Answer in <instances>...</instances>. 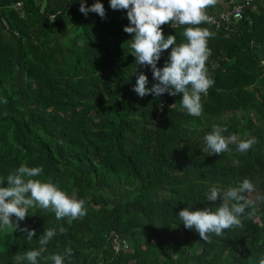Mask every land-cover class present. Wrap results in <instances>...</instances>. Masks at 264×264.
<instances>
[{"label":"trees","instance_id":"trees-1","mask_svg":"<svg viewBox=\"0 0 264 264\" xmlns=\"http://www.w3.org/2000/svg\"><path fill=\"white\" fill-rule=\"evenodd\" d=\"M228 1L217 0L207 14L226 9ZM85 2L91 7L97 0ZM99 2L106 19L96 13L85 17L81 0H0V187L8 186L7 176L21 165L42 167L34 179L85 200L87 208L85 217L71 223L38 205L30 209L20 228L34 229L36 237L28 241L20 231L0 230V264H17L15 255L38 250L46 229L57 235L38 264H52L44 257L64 255L67 248L72 255L65 264H259L264 0L248 5L237 23L199 25L213 34L207 68L215 82L201 96L200 117L182 108V94L141 98L132 91L136 71L148 76L149 88L156 81L150 67L139 66L131 55L126 10H112L110 0ZM186 27L162 26L165 38L176 35L177 45L187 42ZM214 126L227 129L225 138L237 137L230 152L217 156L204 150V136ZM252 138L251 149L237 150L240 141ZM244 179L254 190L244 193L249 207L243 227L213 235L211 243L184 227L181 210L216 211L222 200L208 201L210 188L238 187ZM115 238L128 247L116 252Z\"/></svg>","mask_w":264,"mask_h":264},{"label":"clouds","instance_id":"clouds-1","mask_svg":"<svg viewBox=\"0 0 264 264\" xmlns=\"http://www.w3.org/2000/svg\"><path fill=\"white\" fill-rule=\"evenodd\" d=\"M216 3L217 0H110L112 10H126L130 26L124 27V32L133 37L131 55L135 57L139 66L150 67L156 81L149 88L148 76L136 71L134 75L137 79L132 88L133 92L141 98L148 95L161 97L165 93L171 96L182 94L180 103L187 114L194 117L202 115L201 96L207 95L215 82L210 78L207 68L211 55L207 41L213 34L199 25L211 22L207 9ZM79 11L85 17L89 13H96L102 19H106V9L99 0L91 7L86 5L85 0H81ZM169 24L187 25L183 32L187 42L177 45L176 35H168L165 38L162 26ZM169 49L171 52L164 66L158 67L162 55ZM224 131L227 129L214 126L212 131L204 136L206 143L204 150H210L217 156L230 152L229 144L236 142L237 137L233 135L225 138L222 135ZM255 142L254 138L242 140L238 143L237 150L245 153ZM235 163L239 164V161ZM42 173V167L21 165L7 176L8 186L0 187V230L20 231L28 241H31L36 237V231L27 227L20 228V222L24 221L29 215V210L37 205L54 212L57 220L67 218L69 223L87 215L85 200L70 197L50 181L34 179ZM253 190L254 185L248 179H244L238 187L226 190L213 186L207 194V200L211 202L222 200L216 211L210 208L196 211L186 208L179 212V219L186 229H194L204 242L211 243L213 235L223 236L225 230L243 227L241 217L249 207V201L244 193ZM252 214H248L249 219ZM13 217L16 218L15 221ZM63 231L60 229L61 233ZM56 235L55 230L46 229L39 236L38 250H28L23 256L17 254L12 259L17 264L24 260L29 264H38V258L42 257L45 246ZM71 255L72 250L67 248L64 255L52 254L44 259L51 261L52 264H65V258ZM259 264H264V258L259 260Z\"/></svg>","mask_w":264,"mask_h":264},{"label":"built area","instance_id":"built-area-1","mask_svg":"<svg viewBox=\"0 0 264 264\" xmlns=\"http://www.w3.org/2000/svg\"><path fill=\"white\" fill-rule=\"evenodd\" d=\"M254 0H229L228 7L218 11L215 15L208 14L211 18L210 24L215 27H220L221 25H228L232 23H237L239 20L244 18V10L250 5ZM18 8H22L21 3H17ZM22 16V13H21ZM121 247L126 249L128 243L126 241H120L115 238L112 242V248L117 252Z\"/></svg>","mask_w":264,"mask_h":264},{"label":"water","instance_id":"water-1","mask_svg":"<svg viewBox=\"0 0 264 264\" xmlns=\"http://www.w3.org/2000/svg\"><path fill=\"white\" fill-rule=\"evenodd\" d=\"M69 1H70V0H67V3H68ZM67 3L64 5L63 9H62L57 15L61 14V13L65 10V8H66V6H67ZM57 15H56V16H57ZM56 16H50V18H51V19H54Z\"/></svg>","mask_w":264,"mask_h":264},{"label":"crops","instance_id":"crops-1","mask_svg":"<svg viewBox=\"0 0 264 264\" xmlns=\"http://www.w3.org/2000/svg\"><path fill=\"white\" fill-rule=\"evenodd\" d=\"M223 6V5H222Z\"/></svg>","mask_w":264,"mask_h":264}]
</instances>
